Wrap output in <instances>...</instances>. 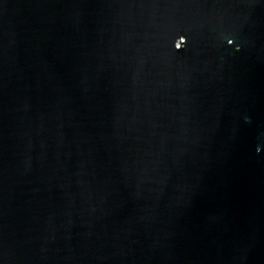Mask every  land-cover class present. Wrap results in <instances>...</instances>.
<instances>
[{
  "label": "water",
  "instance_id": "95a60500",
  "mask_svg": "<svg viewBox=\"0 0 264 264\" xmlns=\"http://www.w3.org/2000/svg\"><path fill=\"white\" fill-rule=\"evenodd\" d=\"M0 264H264V0H0Z\"/></svg>",
  "mask_w": 264,
  "mask_h": 264
},
{
  "label": "clouds",
  "instance_id": "9594fccd",
  "mask_svg": "<svg viewBox=\"0 0 264 264\" xmlns=\"http://www.w3.org/2000/svg\"><path fill=\"white\" fill-rule=\"evenodd\" d=\"M227 43H228V45H232L234 43V40L229 39L227 41ZM185 44H186V38L184 37L183 42L182 43H174V47L176 50H180L185 46Z\"/></svg>",
  "mask_w": 264,
  "mask_h": 264
}]
</instances>
